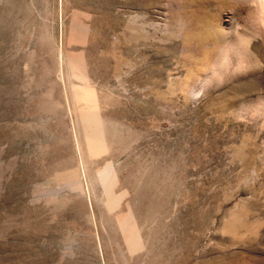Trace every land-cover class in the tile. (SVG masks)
I'll list each match as a JSON object with an SVG mask.
<instances>
[{
    "label": "rangeland",
    "instance_id": "1",
    "mask_svg": "<svg viewBox=\"0 0 264 264\" xmlns=\"http://www.w3.org/2000/svg\"><path fill=\"white\" fill-rule=\"evenodd\" d=\"M0 264H264V0H0Z\"/></svg>",
    "mask_w": 264,
    "mask_h": 264
},
{
    "label": "bare ground",
    "instance_id": "2",
    "mask_svg": "<svg viewBox=\"0 0 264 264\" xmlns=\"http://www.w3.org/2000/svg\"><path fill=\"white\" fill-rule=\"evenodd\" d=\"M56 55H57V59H58V64H59V67L63 64V53H62V50H61V48H59V50L57 51V53H56ZM244 55V54H243ZM61 72V71H60ZM61 75V74H60ZM71 98V95H70V92H68V91H66L65 93H64V100H65V102H66V104L68 105V102H69V99ZM85 134L88 136V133L87 132H85ZM75 147H76V150H77V152H78V154H80V153H82V151H83V143H82V140L80 139V137H79V134L77 133L76 134V136H75ZM79 156V155H78ZM85 157V156H84ZM83 157V158H84ZM82 156H80V162H82ZM84 162V161H83ZM80 165H81V163H80ZM82 165H84V163L82 164ZM84 168L85 167H83L82 168V171L81 172H84ZM80 170V169H79ZM78 170V171H79ZM75 171V170H74ZM73 172V171H72ZM81 172H79V175L81 174ZM84 173H86V171L84 172ZM78 175V173H73V176H75V177H78L79 176ZM82 175V174H81ZM80 175V176H81Z\"/></svg>",
    "mask_w": 264,
    "mask_h": 264
}]
</instances>
